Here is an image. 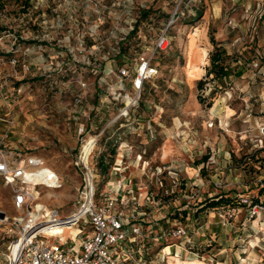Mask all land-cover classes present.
Instances as JSON below:
<instances>
[{
	"label": "rangeland",
	"instance_id": "rangeland-1",
	"mask_svg": "<svg viewBox=\"0 0 264 264\" xmlns=\"http://www.w3.org/2000/svg\"><path fill=\"white\" fill-rule=\"evenodd\" d=\"M256 2L259 6H237L238 0H0V148L21 159L29 154L41 157L60 181L57 188L28 185L34 195L28 209L37 204L43 212L67 215L77 208L84 179L74 161L82 139L92 136L97 137L89 166L98 200L108 190V179L115 177L118 142L128 139L140 145L142 126L149 123L155 129L148 143L151 149L140 157L123 155L121 162L137 164L129 171L134 174L135 193L145 191L156 200L144 209L152 208L153 221L143 225L157 222L153 227H161V232L180 222L189 235V227L197 225L186 212L202 210L205 205L198 206L203 198L216 189L211 179L223 180L228 174L243 183L229 187L233 192L229 207H241L238 199L245 197L251 206L256 203L255 212L242 205L240 211H230L233 216L222 225L217 214L223 209L217 208L211 210L214 215L203 211L206 216L200 220L230 242L235 234L227 228L245 219L250 222L264 211V199L256 197L264 189L257 174L264 172L253 167L250 157L255 146L264 148V0ZM164 30L169 45L153 54L156 77L145 82L128 120L112 121L121 104L119 69L128 70L121 86L130 91L137 57L152 55ZM210 32L226 51L221 63L227 77L222 79L206 76L214 49ZM227 107L233 116L225 122ZM81 126L84 133L78 135ZM165 140L171 141L169 154H156ZM222 144L234 156L230 166L225 163L226 169L218 170L219 163L229 160L215 152ZM101 156L104 164L112 160L103 174ZM172 162L180 164L175 174L168 167ZM26 210L14 208L13 191L0 177V264H6L7 246L17 236L13 217ZM73 231L65 229L64 236ZM173 242L172 255L185 240L148 241L149 256ZM167 257L176 259L163 255V262Z\"/></svg>",
	"mask_w": 264,
	"mask_h": 264
},
{
	"label": "built area",
	"instance_id": "built-area-1",
	"mask_svg": "<svg viewBox=\"0 0 264 264\" xmlns=\"http://www.w3.org/2000/svg\"><path fill=\"white\" fill-rule=\"evenodd\" d=\"M168 45L169 37L164 30L155 41L152 55L140 54L137 57L130 91L121 86L123 79L129 76L128 70L125 67L119 69L117 76L121 104L112 121L117 118L128 120L130 110L138 104L145 82L158 73L157 66L152 62L153 54L166 49ZM146 129L150 138H153L150 125ZM83 133L84 128L81 126L78 128V135ZM96 137L82 139L83 144L74 165L83 171L84 185L77 208L67 215H60L56 211L43 212L42 207L37 208V204L29 210L28 203L34 199V195L28 185L57 188L60 186L59 176L45 165L41 157L30 154L21 159L19 154L9 155L0 148V177L13 191V206L17 210L24 206L27 208L24 214L13 217L11 222L18 231L15 239L7 246L6 264H155L154 257L149 256L148 234L139 219L141 213L138 197L128 188L132 184L131 180L126 178L118 184L107 185V192L102 193L98 200L95 199L94 174L89 166V159L96 145ZM121 144L122 142L119 143ZM85 145H88L87 151H84ZM119 167H112L114 174L120 172ZM156 168L158 173L161 172L160 168ZM145 200L156 204L155 198L148 194ZM239 201L250 206L245 197H241ZM256 206H250L252 212H255ZM218 216L222 225H227L233 213L220 211ZM2 220L7 221V217L3 216ZM63 229L74 231L64 236ZM166 237L179 242L185 240V244L191 242L187 228L180 222L159 232L152 240L162 241ZM211 242L212 238H209L208 243ZM14 243L16 250L12 254L11 246ZM170 246L165 244L159 249L157 255L161 253L158 257L160 261H163V255H172L170 250H164ZM262 254L264 256V250ZM173 255L176 256L177 253L173 251Z\"/></svg>",
	"mask_w": 264,
	"mask_h": 264
},
{
	"label": "crops",
	"instance_id": "crops-1",
	"mask_svg": "<svg viewBox=\"0 0 264 264\" xmlns=\"http://www.w3.org/2000/svg\"><path fill=\"white\" fill-rule=\"evenodd\" d=\"M239 3L236 4L237 6H255L257 5L256 0H238ZM259 6V5H257ZM262 6H264V3L262 4ZM206 58V55L204 56V59ZM199 74V73H198ZM227 77V76H225ZM227 93H229L227 91ZM224 111V110H223ZM227 113L224 116V121L228 122L229 117H232V109L230 107H227ZM222 112V111H221ZM226 112V111H224ZM150 125L149 123L143 125L142 127L144 128V133L141 136L142 141L140 142V145H134L130 140L128 139H121L118 142V145L120 142H122L121 145H119V147L117 146V150H120L118 153V158L116 159L117 161L120 162H116L115 165H119V170L120 172L117 174H114V172H112L115 177L108 179L107 181V185L109 184H118L121 180L123 179H130L132 184H130V186H128L129 189H132V194L138 197L139 200V211L141 213L139 219L143 222V223H147V221H153L155 214L154 211L151 209H149L148 211H145L144 209H148L150 204L149 202H147L145 200V196L147 195V192H138L135 193L133 187H134V182H133V175L132 173H129L130 171V167H136L137 164H123L122 162V157L123 155H129V154H136L137 155H142L144 154L146 151H149L151 149V147L148 145L149 141H151L154 138H150L148 130L146 129V126ZM153 132V136H155V129H152ZM190 141H193L192 138L189 139ZM126 145H128V147H125ZM168 146H171V141L169 140H165L162 144H160L159 146L156 147V154H164L165 156H167L169 154L168 152ZM255 146V145H254ZM173 149V147H172ZM175 151H177V148L175 149ZM215 152L217 153V155H221L223 154L225 157H228L229 160H226L224 163H219L217 165L218 170H222V167H225L226 169V164H228V166H230L229 162H231V157L234 156L230 151H228V149L225 148V145L222 144V146H218L217 150H215ZM254 161L253 163V167H255L256 169H259L261 171L264 172V148H262L261 146H255V148L252 150V154L251 156ZM145 163H147V160L145 161ZM226 163V164H225ZM176 165H178L179 163L176 162ZM198 164V163H197ZM174 165V162L171 163V166L168 167H173L174 170H171V172L173 174H175L176 170H179V168H176L177 166ZM180 165V164H179ZM203 165V164H202ZM244 165H242L243 167ZM143 166V170H144ZM167 167V166H166ZM202 167V166H201ZM158 168H160V166H158ZM165 168V167H164ZM246 168V167H245ZM131 172H134L136 170V168H131ZM199 169V168H198ZM230 169V168H229ZM142 170V171H143ZM141 170H139V172L136 173V175L140 176L141 173H143ZM196 171V170H195ZM221 172V171H219ZM196 174V172H195ZM194 174V175H195ZM257 178L258 179H262L264 180V175L261 174H257ZM198 181V183H203L201 178L196 179ZM240 179L238 177L236 178H232L231 176H229L228 174H226L223 178V180L218 179V178H213L211 179V181L216 184L217 186H219L217 189V186L215 187L216 189L211 192H209L206 197H204V201L202 202V204H200V206L198 207H203L205 205V207L202 210H199L197 212V214H193V213H189L186 212L187 216L190 215V221L192 222V220L195 222V224L197 225L196 228H194V225L192 224V228L190 229L189 227V239L191 240V242L189 244H185L180 246V249L177 253V255H170L173 257H176V259L174 258L173 260H170L169 257H167V260L160 261V259H158V255L160 254H154L153 257L155 259V264H170V261H172L173 264H177V259L179 260V262H181V264H262L264 261V256L262 254L263 250H264V211H259L257 216L252 219L250 222L248 219L243 220L240 224L236 225L233 224L232 227L227 228L229 230L226 231H231V233L235 234V236L230 239V242H226V239H224L222 237V235L220 233H217V231L212 232L211 230H208V224L206 223H201L200 219H203V216H206L205 214H203V211H208L209 214H215L214 211L211 210H218L220 208H222L223 210L221 212H230L233 211V213L237 211H240V209L238 208H243V206L241 205V207L238 208H232L229 207L230 203H232V201H230L229 204L226 205H218V206H209L207 205L209 202L216 201L218 198H220L221 196L223 197H231L232 195V191H228L229 187L232 186L233 184H239L241 186H243V183H239ZM225 181V182H229L226 185H222L221 182ZM260 185V186H259ZM258 186L262 187V183H260ZM264 185V184H263ZM206 186V185H205ZM226 188H225V187ZM259 191V190H258ZM257 198H262L264 199V189L261 191V193L259 194L257 192L256 194ZM207 199V200H206ZM231 199V198H230ZM201 201V200H198ZM145 208H142L144 207ZM219 208V209H217ZM217 211V212H218ZM245 211V210H244ZM246 215V214H245ZM218 216V214H217ZM150 218V219H149ZM188 218V217H186ZM219 218V216H218ZM198 220V221H197ZM248 220V222H247ZM163 223H167L165 226H168L169 220L165 219L162 220ZM219 222H221V219L219 218ZM153 225H158L157 222L153 223ZM152 224H145L144 226V230L146 231V233L148 234V241H151L153 239V237L156 236V234L159 233V231L161 230V227H153ZM190 226V225H189ZM213 229V227H212ZM253 231L256 232V234H253ZM248 232V233H246ZM230 233V232H227ZM200 241H197L199 240ZM212 238V242H216L217 244H215L214 246L211 243H208V239ZM243 240H247L246 243H242ZM241 241V242H239ZM175 243H170V248L169 250L171 251V247L174 245ZM185 262V263H184Z\"/></svg>",
	"mask_w": 264,
	"mask_h": 264
},
{
	"label": "trees",
	"instance_id": "trees-1",
	"mask_svg": "<svg viewBox=\"0 0 264 264\" xmlns=\"http://www.w3.org/2000/svg\"><path fill=\"white\" fill-rule=\"evenodd\" d=\"M209 39L211 44L214 46L213 51L210 53V68L207 69L206 71V76H212V78H219L222 79L223 77L227 76V72H226V68L225 66L221 63L223 57L226 55V51L223 47H221L214 39L212 33L210 32L209 34ZM197 84L202 87L203 85V81L202 80H198ZM110 152L112 154H115V149H111ZM30 155V154H29ZM27 156V155H26ZM113 156V155H112ZM103 157H100V160L98 162V164L100 165V173H106L109 166L112 163V160L107 163L104 164L103 162ZM240 199V198H239ZM238 199V203L240 205H243L240 203ZM231 201V199L229 197H223L221 196L220 198H218L216 201H211L209 202L207 205L209 206H218V205H226L229 204ZM253 205H256V203H254ZM244 206V205H243ZM251 206V204H250Z\"/></svg>",
	"mask_w": 264,
	"mask_h": 264
},
{
	"label": "bare ground",
	"instance_id": "bare-ground-1",
	"mask_svg": "<svg viewBox=\"0 0 264 264\" xmlns=\"http://www.w3.org/2000/svg\"><path fill=\"white\" fill-rule=\"evenodd\" d=\"M206 55V53H204V56ZM189 64L190 65H192V61L190 60L189 61ZM87 147H88V145H85V147H84V151H87ZM86 155H87V153L85 152V157H86ZM41 207V205H39L37 208H40ZM64 230L65 229H63V234H64ZM167 249H169V247H166L164 250L166 251ZM15 250H16V243H14L12 246H11V253L12 254H14L15 253ZM170 258H173L172 256H170Z\"/></svg>",
	"mask_w": 264,
	"mask_h": 264
}]
</instances>
